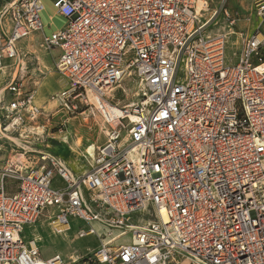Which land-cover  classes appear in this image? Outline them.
Here are the masks:
<instances>
[{"label":"built area","instance_id":"1","mask_svg":"<svg viewBox=\"0 0 264 264\" xmlns=\"http://www.w3.org/2000/svg\"><path fill=\"white\" fill-rule=\"evenodd\" d=\"M254 2L262 24L264 0ZM54 8L67 24L50 33L43 0L0 10V70L5 55L18 62L19 40L43 32V46L61 50L58 104L85 118L99 113L105 141L81 174L49 151L30 167L9 159L0 170V264H69L59 254L42 259L35 240L23 239L45 210L56 233L73 218L88 225L79 236L99 237L92 260L101 264H264L260 28L243 37L229 64L238 16L224 5L207 19L197 0H55ZM131 75L138 98L119 116L106 113ZM6 89L3 135L41 113L19 75ZM56 175L63 186L53 185Z\"/></svg>","mask_w":264,"mask_h":264},{"label":"rangeland","instance_id":"2","mask_svg":"<svg viewBox=\"0 0 264 264\" xmlns=\"http://www.w3.org/2000/svg\"><path fill=\"white\" fill-rule=\"evenodd\" d=\"M254 1L226 0L225 4L236 11L239 20L238 25L234 27L236 32L231 34L227 41L226 61L229 64L236 63L235 52L239 51L243 37L251 35L258 28L264 32V22L261 24L262 19L254 10ZM218 28L225 29L223 26ZM33 35L17 45L19 49L17 74L23 79L25 89L34 92V104L39 107L41 113L35 120L28 118L17 134L5 132L3 135L0 132V170L8 166L9 159L23 161L27 167H30L34 156H37L40 151H49L61 156L68 166L80 173L85 166L86 168L89 166V161L82 155L85 152V146L90 140L101 142L98 138V129L101 128L102 117L97 113L95 117L86 116L85 118L80 114V110L69 114L62 110L57 101V94L62 84L55 66L56 51L44 47L39 34ZM11 72L13 74L14 70L10 71V68L0 70V131L4 130L7 123L3 114L7 105L6 88L12 77ZM180 76L183 77L182 71ZM139 88L137 76L131 75L122 82L121 86L113 90L110 100L113 104L122 107L138 98ZM78 123L91 126L92 129L77 130ZM65 134L69 135L67 141L63 140ZM78 140H81V147L77 145ZM14 182L8 185V189H14ZM51 214V211L45 210L34 225L25 228L23 234L25 241L35 240L41 252V258L45 260L59 254L69 264H100L92 260L100 244L99 237L97 235L79 236V229L88 230L89 226L75 220L71 222L69 230L56 233L50 224ZM142 215L145 218L151 216L149 213ZM127 238L119 237L117 242H123Z\"/></svg>","mask_w":264,"mask_h":264},{"label":"crops","instance_id":"3","mask_svg":"<svg viewBox=\"0 0 264 264\" xmlns=\"http://www.w3.org/2000/svg\"><path fill=\"white\" fill-rule=\"evenodd\" d=\"M12 1H14V0H0V10L6 5V4H8V3H10V2H12ZM54 1L55 0H43V2H44V5H45V9H44V11H43V20H44V23H45V29H44V32L45 33H50V32H52V31H55V30H58V29H61V28H63V27H65L66 26V24H67V19H66V17H64L63 15H61V14H59L57 11H56V9L54 8ZM200 1H202V5H201V8L199 9V10H201V15L203 16V18L204 19H207V18H209V17H211V15L216 11V10H218V9H220L223 5L224 6H226L227 8H228V10H230L231 12H234V13H236V11L233 9V8H230V7H228L225 3H226V0H197V6H199L200 4H199V2ZM224 3V4H223ZM47 8V9H46ZM49 8V9H48ZM5 23H6V26H7V28H8V33L10 32V27H11V22H10V20H9V18H7L6 19V21H5ZM238 23H239V20H238ZM238 23H237V25H238ZM236 32V31H235ZM264 33V32H263ZM34 35L33 36H35V35H38L39 34V37H40V39H41V42H42V45H43V32H35V33H33ZM32 36V34L29 36V37H31ZM29 37H27V38H23V39H21V40H19L18 42H17V44H16V48H17V51H18V54H19V49H18V46L17 45H19L21 42H23L24 40H26V39H28ZM51 50L52 51H56V53H55V66H56V69H57V61H58V59H59V56H60V54H61V50L59 49V48H51ZM3 64H4V68L5 69H9L10 68V71H12V70H14V72H13V74H12V72L10 73L11 75H12V77H11V80L14 78V77H16L18 74V71H17V68H18V62H16V61H14V60H12V59H10V58H8L6 55H5V57H4V60H3ZM4 68L2 69V71H4ZM57 72L59 73V71H58V69H57ZM59 77H60V79H61V84H62V86H61V89L59 90V92L63 89V87L65 86V81H64V79L62 78V76L60 75V73H59ZM10 80V81H11ZM9 81V82H10ZM58 92V93H59ZM10 97H11V95L7 92V96H6V101L8 102L9 101V99H10ZM10 134H13V133H11V132H9ZM18 132H15L14 134H17ZM98 138L99 139H101V142L100 143H97V141H95L96 142V144H97V146H99L100 144H102L104 141H105V136H103V135H101V133H99L98 134ZM0 149H1V145H0ZM96 150V149H95ZM95 153V152H94ZM54 154V153H53ZM54 155H56V154H54ZM83 157L88 161V159H87V157H86V155H85V152H83ZM56 156H58V157H60L65 163H66V161L61 157V156H59V155H56ZM35 157V156H34ZM32 165H35V160L33 159L32 161ZM24 163V162H23ZM25 164V163H24ZM66 165L68 166V164L66 163ZM75 174H78L77 172H75L74 171V169L73 168H71L70 166H68ZM90 164H89V166H87V168H86V166L82 169V173H84V172H86L87 170H89L90 169ZM79 174H81V171H80V173ZM12 182H14L12 179H10L9 180V184L8 185H10ZM15 183V182H14ZM53 185L55 186V187H60V186H63L64 185V182H63V180L59 177V176H55V178H54V183H53ZM15 187H14V189L13 190H10V189H8L9 191H15V189H16V183H15V185H14ZM10 187V186H9ZM75 220H78V219H71V222H73V221H75ZM78 221H80V222H82L81 220H78ZM84 223V222H83ZM85 224V223H84ZM29 226H32V225H27V226H25V228L26 227H29ZM25 228H24V230H25ZM70 228H71V226H70ZM23 234H24V232H23ZM101 264V263H100Z\"/></svg>","mask_w":264,"mask_h":264},{"label":"bare ground","instance_id":"4","mask_svg":"<svg viewBox=\"0 0 264 264\" xmlns=\"http://www.w3.org/2000/svg\"><path fill=\"white\" fill-rule=\"evenodd\" d=\"M199 6H198V10L201 8V5H202V1H200L199 2ZM47 9V8H46ZM49 9V8H48ZM103 109H104V111L106 112V113H109L110 115H112V116H119V115H121L122 114V108L121 107H119V106H117V105H105V106H103L102 107ZM77 123V122H76ZM79 124V123H78ZM88 125V124H87ZM76 129L77 130H82L83 131V129H85L86 131H89L90 129H92V127L91 126H86V125H84V124H79V125H77L76 126ZM99 133L101 132V130H100V127H99ZM69 139V135H67V134H65L64 136H63V140L64 141H67ZM85 139V138H84ZM96 140V139H95ZM83 141V140H82ZM62 142V141H61ZM77 142V141H76ZM80 142H81V140H78V142H77V145L78 146H80L81 147V145H80ZM64 146V145H63ZM96 147H97V144H96V142L94 141V140H90V142L85 146V155H86V157H87V159H88V161H89V164H90V166L92 165V163H93V157H94V152H95V149H96ZM65 148V147H64ZM64 154V153H63ZM66 154H68V153H66ZM72 155H74V154H72ZM74 157V156H73ZM70 159V158H69ZM75 161V160H74ZM81 164V163H80ZM79 167V166H78ZM79 172V171H78ZM81 173H82V170H81ZM79 174V173H78Z\"/></svg>","mask_w":264,"mask_h":264}]
</instances>
